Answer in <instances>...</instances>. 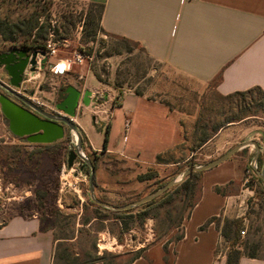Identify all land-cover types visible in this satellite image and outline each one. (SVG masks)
Masks as SVG:
<instances>
[{"label": "rangeland", "instance_id": "obj_1", "mask_svg": "<svg viewBox=\"0 0 264 264\" xmlns=\"http://www.w3.org/2000/svg\"><path fill=\"white\" fill-rule=\"evenodd\" d=\"M60 1L0 0L1 19L9 23L38 25L33 33H39L36 37L25 33L15 41H6L0 35V48H21V44L44 46L28 49L31 52H41L45 50L46 42L53 39L57 42V51L53 58L72 60L76 53L85 55L81 65L72 64L63 75L52 71L54 64L49 63L50 57L43 69L39 68L35 73L27 72L20 89L25 98L49 113L63 114L57 104L62 100L68 86L77 85L83 90L93 88V83L99 81L107 90L109 86L135 87V91L158 97L182 114L181 126L185 142L163 154L159 160L163 165L154 169H145L138 164H128L86 150L89 145L87 137L78 119L72 118L81 136L83 153L88 160L95 161L96 167H100L98 176L107 179L105 185H98V192L95 183L94 195L97 200L114 206H124L142 199L171 180L180 178L189 168L203 166L222 154L217 153V148L213 145L194 149L198 119L208 122L211 129L212 126L222 123L226 116H238L236 108L227 110V102L215 91V81L203 89L176 71L151 60L141 46L126 43L106 33L100 32L94 41H88L92 36L87 33L86 23L82 24V13L61 10ZM77 6L87 14L91 7L89 4ZM24 31H28L26 25L23 26ZM62 38H67V46L61 45ZM41 58L40 55L39 59ZM0 80L10 85L3 68H0ZM118 90L122 92L121 89ZM106 94V91H101L95 103L104 100ZM238 101L240 100L235 99L233 103L236 105ZM244 103L250 104L251 98H245ZM84 106L81 104V110ZM252 106L249 112L255 115L248 117V121L264 128V110ZM99 129V133L92 132L96 143H99L100 137L105 136L107 131L103 126H99ZM5 132L11 133L0 110V134ZM77 143V133L69 128L62 139L43 150L33 149L40 144L29 143L25 137L15 138V142L8 145L0 137V162L3 158L17 161L14 170L3 169V165H0V212L21 209L27 215L37 213L45 224L54 227L57 238H74L59 242L56 249L71 248L81 257L84 256V251L92 247L99 255L103 252L121 254L122 257L116 260V264L126 263L141 249L142 255H145V250L155 243L175 242L182 232V218L190 213L188 206L201 195L202 180L195 185L187 198L179 194L161 197L165 191L153 198L155 201L148 207H139L143 204L135 206L128 209L131 211L126 212L120 220L114 219L108 211H96L95 205L88 202L89 167L84 166L81 170L84 163L79 158L72 168L67 165L69 150ZM13 146L19 150L14 152ZM106 162L115 164L117 176L106 175V170L101 165ZM96 170L97 168L95 176ZM142 175L150 177L140 180ZM250 189L254 190V195L246 202L247 220L243 227L245 235L241 239L258 241L259 253L264 256V184L252 183Z\"/></svg>", "mask_w": 264, "mask_h": 264}, {"label": "crops", "instance_id": "obj_2", "mask_svg": "<svg viewBox=\"0 0 264 264\" xmlns=\"http://www.w3.org/2000/svg\"><path fill=\"white\" fill-rule=\"evenodd\" d=\"M71 1L103 4L101 27L106 33L139 43L151 60L203 89L215 81V91L222 96L255 88L264 91V0ZM60 62L53 57L49 60L54 66ZM73 86L82 96L86 90L92 92L91 104L81 110V98L75 116L89 142L86 150L154 169L163 165L159 156L185 142L182 114L158 97L130 86L107 90L99 81L83 90ZM101 91L107 94L95 103ZM65 97L66 92L62 100ZM99 126L109 134L106 148L104 135L99 143L92 135L99 133ZM0 137L4 144L15 142L11 133ZM246 142H256L259 151L247 145L203 173L201 195L183 223V238L169 242L167 248V241L155 243L131 264H226L219 229L214 223L201 227L215 216L247 220L246 202L254 190L245 185L246 170L257 155V166L264 163V128L248 120L230 123L202 146H216V152L224 154ZM101 165L106 175L117 176L115 164ZM96 168L98 192V185H105L107 179L99 177L100 167ZM216 186L225 187V193H217ZM59 242L37 213L0 212V264H55ZM239 264H264V257H242Z\"/></svg>", "mask_w": 264, "mask_h": 264}, {"label": "trees", "instance_id": "obj_3", "mask_svg": "<svg viewBox=\"0 0 264 264\" xmlns=\"http://www.w3.org/2000/svg\"><path fill=\"white\" fill-rule=\"evenodd\" d=\"M90 10L88 11L85 23L88 28L87 33L89 36H92L91 38H88V41H94L96 39V35L100 32L106 33L102 27H101V18L104 11V5L103 4H90ZM26 25V28L28 31L23 32V26ZM35 29H38V25L35 24H26L24 22H18V23H9L4 19L0 18V35L4 38L6 41H15L18 36L25 35V33L29 36L34 35L35 37L39 35V33H33ZM108 34V33H106ZM109 36L113 38H120L122 41L126 43H133L136 45H139V43L131 41L129 39L115 36L108 34ZM21 48L26 49H36V48H44L43 47H32L28 46L27 44H21ZM120 88V86H119ZM66 90V89H65ZM258 98H256V97ZM221 99L225 100L227 104H225L228 108V111H231L232 109H237V115L235 117H227L224 119L222 123L216 124L212 126L211 129H209L208 122H201L200 119L196 122V130H195V137H196V144L194 145V149L201 148L207 141H209L217 131L230 123L239 122L242 120H248V117L255 115L250 114L249 110L252 109V105H255L256 108L263 109L264 110V91L261 88H255L251 89L245 92H236L227 96L220 95ZM245 98H251V103L246 105L244 103ZM240 100L235 105L233 103V100ZM258 99V100H256ZM255 100L257 102H255ZM263 101V102H262ZM240 102V103H239ZM255 102V103H254ZM220 112H222V109H220ZM230 113V112H229ZM237 116V117H236ZM68 128H66L67 130ZM14 138H19L17 136H14ZM109 141V134L108 131H106L104 136V148L107 147ZM57 142V141H56ZM55 143V142H54ZM54 143L51 144H40L34 147L35 150H43L45 147H52ZM8 145V144H5ZM14 152H17L19 149L16 146H13ZM48 149V148H47ZM161 156L158 157V161L160 160ZM94 167L96 168L95 161L92 162ZM0 165H3V169H9L14 170L15 166L17 165V161L15 159H12L10 161H7L6 159H2L0 162ZM264 163H261L259 165L262 169V166ZM205 171H195L190 173L182 182L177 184L176 186L168 189L161 197L164 196H172L173 194H179L183 198H187L190 196V194L193 192V189L195 185L202 180L203 173ZM155 176V175H153ZM150 176L148 175H142L139 177L140 180H146ZM95 182V181H94ZM259 182V185H263L264 182L262 179L257 176L255 179V184ZM96 183V182H95ZM164 186V185H163ZM249 187L252 186V184H248ZM215 191L220 194L225 193V187L216 186ZM199 198L195 200L194 202H191V204L188 206L190 208V213L194 206L197 204ZM155 200H151L139 207H148L151 203H153ZM88 202L92 205H95L96 211H108L110 214H112L114 219H121L122 216L131 210L127 211H114L109 210L107 208H104L102 206L97 205L96 203L92 202L90 199ZM190 213L187 215V217L182 218L181 224L184 223L183 220L187 219L190 216ZM41 221L44 223V220L41 216H39ZM214 223L216 227L219 229L222 240H223V248L226 255V264H239L240 259L242 257H249V258H262L264 256L260 255L259 248L260 243L255 240H250V238H246L244 240L241 239L240 231L244 227V221L242 218H227L222 216H215L210 218L202 227L201 229L206 228L209 224ZM47 225V224H45ZM48 227L52 228L54 230L53 226ZM184 232L182 228V232L176 237L175 241H179L183 238ZM61 239V243L64 242L66 239L72 240L73 237L67 238V237H58ZM169 241L166 242L165 248H167V244ZM221 249V247L218 249V251ZM142 249L137 251L134 256L128 260L124 264H131L135 259L143 256L142 255ZM84 256L81 257L80 254H75L71 248H61L56 249L55 251V264H93V263H103V264H116V260L120 259L122 257L121 254H109L107 252H103L102 255L98 254V251L95 248H91L88 251L83 252Z\"/></svg>", "mask_w": 264, "mask_h": 264}, {"label": "water", "instance_id": "obj_4", "mask_svg": "<svg viewBox=\"0 0 264 264\" xmlns=\"http://www.w3.org/2000/svg\"><path fill=\"white\" fill-rule=\"evenodd\" d=\"M40 55L42 56L41 59H39ZM48 60L49 57L44 51L39 52L34 50L29 53L28 49L21 48L12 49L9 52H0V68L5 70L10 83V85H7L0 80V88L8 93L7 95L0 92V110L8 122L9 131L14 136L25 137L26 140L32 144L54 143L65 136L66 128L76 132L78 136V143L73 149L69 150L67 165L69 168H72L75 161L79 158L84 163L81 169H83L84 166L89 167V197L92 202L99 206L115 211L131 209L152 200L156 196L167 191L169 188L176 186L190 173L195 171H207L225 162L241 148L247 145H254L259 151V146L256 142H246L233 147L228 152L207 162L203 166H193L189 168L187 171L183 172L180 178L171 180L158 190L143 197L142 199L130 202L124 206H114L108 202L99 201L94 195L95 167L93 163L82 154L81 136L78 132L77 124H75L72 120V118L76 116V110L79 106L81 98L85 106H89L91 104L92 92L90 90H86L82 96V92L80 90L74 86H68L65 90L66 97L57 104V108L64 113L55 115L34 104L16 90L22 87L24 75L27 70L35 73L37 71V67L39 66L40 69H43ZM10 95L20 99L23 104H20L12 99ZM257 159L258 155L256 156L255 161ZM258 176L264 181V170L258 171Z\"/></svg>", "mask_w": 264, "mask_h": 264}, {"label": "built area", "instance_id": "obj_5", "mask_svg": "<svg viewBox=\"0 0 264 264\" xmlns=\"http://www.w3.org/2000/svg\"><path fill=\"white\" fill-rule=\"evenodd\" d=\"M60 3H61V10L65 11V12L66 11L70 12V13H76V12L80 13L81 12L82 18H83L82 24L85 22V20H86L85 17H86L87 12L83 11L80 7H78L77 3H75L71 0H61ZM52 35L53 34H51V36ZM67 41H68L67 38H62L61 39V45L67 46ZM56 51H57V42L54 41L53 39L48 40L45 44V50H44V52H46V55L51 58L56 54ZM84 60H85V55L83 53H76L74 56V59H72V60L71 59H61V62L54 66V72H55V74H59V75L61 74L62 75L66 71L69 70V68L72 64H80L81 65L84 62ZM38 69H39V66L37 67V70ZM27 72H30V71L27 70L25 72V75ZM30 73H32V72H30ZM25 75H24V81L23 82H25ZM22 86H23V83H22ZM20 89H16L17 92L20 93ZM58 114H60V113H58ZM82 154L85 156L83 151H82ZM258 168H259V166H257L256 161H253L250 164V166L247 168L246 179H245V185L247 187H249L248 184L255 183V179L258 176V171H260ZM240 234H241V236H244L245 230L242 229L240 231Z\"/></svg>", "mask_w": 264, "mask_h": 264}, {"label": "flooded vegetation", "instance_id": "obj_6", "mask_svg": "<svg viewBox=\"0 0 264 264\" xmlns=\"http://www.w3.org/2000/svg\"><path fill=\"white\" fill-rule=\"evenodd\" d=\"M12 49H21V48H18V47H12V46H11V47H8V48H0V52H9V51H11ZM29 53H31V51H29ZM3 71H5V70L3 69ZM0 92H2V93H4V94H7V95H8V93L5 92L2 88H0ZM10 97H11L12 99H14L15 101H17L18 103L23 104V102H22L20 99L14 97V96H11V95H10Z\"/></svg>", "mask_w": 264, "mask_h": 264}]
</instances>
